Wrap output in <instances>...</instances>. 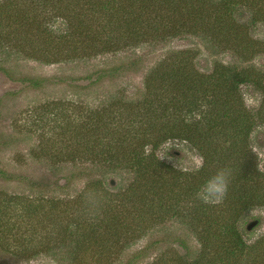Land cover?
Returning <instances> with one entry per match:
<instances>
[{
  "label": "trees",
  "instance_id": "obj_1",
  "mask_svg": "<svg viewBox=\"0 0 264 264\" xmlns=\"http://www.w3.org/2000/svg\"><path fill=\"white\" fill-rule=\"evenodd\" d=\"M242 11L250 13V26L235 23ZM209 18L213 21L204 23ZM261 21L264 0H0V72L11 80L35 89L45 85V77L18 72L15 64L29 59L62 64L118 57L90 72L87 88L142 72L134 95L121 90L92 112L89 122L85 115L70 116L71 124L84 123L91 134L84 142L91 143L86 157L91 164L59 179V198L44 206L40 199L0 190V246L22 259L46 254L58 263L90 264L123 254L144 238L123 228L142 226L147 216L157 222L161 210L182 220L187 206L198 245L189 236H177L185 252L172 264H264V236L251 246L243 229L253 210L264 209V170L252 148L254 140L264 143V133L252 136L264 123V102L255 112L242 109L240 90L264 83V70L257 73L251 63L264 53V41L253 36ZM190 33L211 53L232 52L246 68L237 71L235 64L219 59L202 68L199 44L170 48L147 64L159 46L185 42ZM142 46L148 54L136 51ZM191 91L209 99L219 116L234 117L233 128L217 130L215 121L202 116L190 120V113L203 106L201 100H189ZM60 117L59 128L65 123ZM68 131L59 137L70 140ZM190 150L203 158L193 172L172 163ZM244 164L256 167L244 171ZM221 170L229 174L222 199L207 196L199 207L195 197ZM0 176L21 179L2 168ZM78 181H84L83 189L72 194ZM261 223L259 218L256 227ZM154 243L129 253L123 264L146 258Z\"/></svg>",
  "mask_w": 264,
  "mask_h": 264
},
{
  "label": "rangeland",
  "instance_id": "obj_2",
  "mask_svg": "<svg viewBox=\"0 0 264 264\" xmlns=\"http://www.w3.org/2000/svg\"><path fill=\"white\" fill-rule=\"evenodd\" d=\"M234 20L236 24H242L243 26L252 24L251 15L247 11L239 12ZM192 21L189 23L191 27L193 26ZM210 21H213V19L209 18L204 23L209 24ZM253 36L264 41V21L259 22L253 31ZM183 43L186 45H181ZM197 44H199L202 51L197 61L207 60V62L205 60L201 62L202 68L211 66L216 59L235 64L237 71L246 68V64L241 59H235L232 52L211 53L202 45L200 39L192 36V34L188 36L185 42L176 40L167 45L159 46L156 53H152L151 56L149 55L150 57L148 56L147 64H153L158 56H164V53H167L170 48H180L182 46L194 48ZM136 51L140 54H148L149 49L142 46ZM131 53H134V51ZM253 58V62H251L253 69L257 73L259 69L264 70V53L259 52ZM117 60L118 57L116 58L114 55H106L90 60H78L62 64L44 63L32 59L21 60L16 63L19 73L48 79L43 87L37 89L13 81L0 72V168L19 174L21 177L19 181H6L0 176V190L8 194H20L23 197L40 199L42 204L46 206V200L51 201L55 200L54 198H59L57 184L62 176L69 174L75 168H85L91 164V159L86 158L90 155L89 146L91 143L86 145L84 143L91 141V134L87 131L84 123L74 126L69 120L70 116L81 114L85 115L84 118L86 117V121L89 122L91 113L96 109L103 108L111 98L119 95L121 90L126 91L129 95H134L137 92L136 86L140 84L142 79V72L140 71L125 75L112 82L105 80L96 86L86 87V84H88L86 77L90 72H95ZM240 90L243 98L242 109L246 108V110L255 112L262 106L264 102V83L259 88L253 85H242ZM189 100L191 102L201 100L203 105L201 111L190 113V120L202 116L203 118L206 117L207 120L215 121L217 130L223 131L225 127L228 130L233 128L234 117L219 116L218 108H215L212 104L209 105L210 100L204 95L191 91ZM221 105L222 103L219 104V106ZM59 113L61 122L65 120V123H61L60 128ZM65 130H69L70 136L66 135V138L72 137L70 140L61 139L64 136L59 137V133H63ZM257 133H264V123H260L259 128L253 132L252 136H256ZM252 148L259 156L258 167L264 170V143L254 140ZM69 154L76 155L75 161L64 160V156ZM172 163L181 170L193 172L202 166L203 158L196 150H190L187 151L184 158L173 159ZM240 167L244 171H249L254 169L256 165L244 164ZM83 182L78 181L71 188L72 194H77L83 189ZM223 195L224 190L211 194L205 191V193L200 192L195 200L197 205L202 207V198L208 196L209 199L218 202ZM182 202L185 203L184 199H182ZM186 208L187 206L182 211V220H176L170 214L165 215L161 210V218L157 222L149 221L150 218L147 216L146 223L142 226L135 224L133 227L123 228V232H132L137 234V238L138 236H144V238L140 239L123 254H115L108 259L93 260L88 263L123 264L128 259L129 253L148 243L150 244L154 240L155 243L150 249L149 255L137 264H149L155 259H159V264H172L175 257L185 252L184 249L177 246L175 241L177 236H189L191 241L198 245L195 233L189 229L191 216L189 209ZM201 210L198 215H201ZM259 218H262V223L251 231L247 230V224ZM52 221L55 222L53 219ZM199 229H202V227L200 226ZM243 229L246 231L245 239L247 243L251 246L257 245L261 237L264 236V209L257 208L253 210L243 223ZM0 264L69 263H58L46 254H40L33 259H22L0 246Z\"/></svg>",
  "mask_w": 264,
  "mask_h": 264
},
{
  "label": "clouds",
  "instance_id": "obj_3",
  "mask_svg": "<svg viewBox=\"0 0 264 264\" xmlns=\"http://www.w3.org/2000/svg\"><path fill=\"white\" fill-rule=\"evenodd\" d=\"M228 179L229 174L226 171L221 170L215 177L207 182L205 190L210 194L222 192L228 183ZM205 202H207V200H205Z\"/></svg>",
  "mask_w": 264,
  "mask_h": 264
},
{
  "label": "water",
  "instance_id": "obj_4",
  "mask_svg": "<svg viewBox=\"0 0 264 264\" xmlns=\"http://www.w3.org/2000/svg\"><path fill=\"white\" fill-rule=\"evenodd\" d=\"M259 224V219H254L247 224V230H253Z\"/></svg>",
  "mask_w": 264,
  "mask_h": 264
}]
</instances>
